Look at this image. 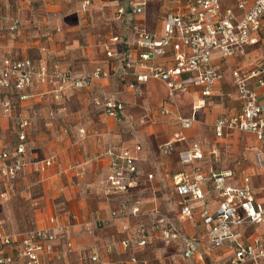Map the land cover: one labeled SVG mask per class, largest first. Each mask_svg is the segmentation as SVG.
<instances>
[{"label":"crops","instance_id":"0c3cea01","mask_svg":"<svg viewBox=\"0 0 264 264\" xmlns=\"http://www.w3.org/2000/svg\"><path fill=\"white\" fill-rule=\"evenodd\" d=\"M125 3L0 0V29H6L0 30V61L7 56L31 58L38 71L57 70L76 77L98 67L110 68L113 60L106 56L105 45L111 36L123 38L117 45L120 51L134 46L135 34L129 23L125 17H117V9ZM181 7L183 3L153 0L147 14L135 16L134 22L159 31L166 14ZM251 38L244 54L223 59L219 51L213 52V63L224 77L210 96H204L199 86L172 92L159 79L131 88L130 80L119 76L96 80L90 88L68 85L60 92L56 82H38L36 78L35 85L26 91V99L0 90L3 99H11L13 105L12 113L6 114L0 103V116L8 121L4 131L9 133L0 140V152L14 151L18 142L15 115L30 119L26 130L28 163L5 202L24 198L30 209V228L53 225L57 230L40 264H142L141 260L149 264H231L234 252L229 245L212 250L202 246L192 259L185 258L183 242L166 243L149 214L157 209L169 214L187 236L205 234L209 226L202 213L213 212L220 204L208 176L226 169L234 171L238 182L249 175L257 197L264 200V164L256 160L262 144L250 133L226 131L218 137L214 129L220 117L231 115L241 103L233 71L256 72L250 84L264 101L260 83L264 77V36L252 33ZM160 61L166 63L167 59ZM228 89L232 90L231 104L226 100ZM102 91L123 101L124 110L117 117L95 105L94 97ZM178 116L191 118V125L183 126ZM137 145L142 149L137 153L135 183L127 191L107 193L104 184L111 174L108 150L119 153L128 148L134 152ZM191 147L202 149L204 157L184 163L183 152ZM49 158L54 159L52 165L43 169ZM195 166L201 167L205 176L200 186L206 203L196 204L193 216L184 219L181 209L187 197L177 192V176L191 177ZM5 202H0V219L17 231L19 228L4 215ZM136 206L139 214L132 212ZM50 218H54L53 224ZM143 231L145 246H121L123 240H139ZM263 231L261 224L245 230L235 228L240 242H253ZM94 254L97 261L91 259Z\"/></svg>","mask_w":264,"mask_h":264},{"label":"built area","instance_id":"2783aa9c","mask_svg":"<svg viewBox=\"0 0 264 264\" xmlns=\"http://www.w3.org/2000/svg\"><path fill=\"white\" fill-rule=\"evenodd\" d=\"M171 4L183 3V8L170 11L165 16L162 29L150 30L147 26L134 22L140 14H147L153 0H125V6L117 9L118 18H126L135 34L134 46L120 51L117 47L124 40L113 35L105 45L106 56L112 59L110 68H95L92 72L73 76L68 72L55 70L52 73L38 71L31 58L7 56L0 61V90L14 92L26 99V91L38 82L50 80L57 83V90L63 91L68 85L77 89L92 87L94 81L102 78L119 76L130 80V87L150 79L163 81L172 92L186 90L189 86L202 88L204 96H210L214 86L223 79V73L213 63V52L219 51L223 59L236 54H244L245 47L252 42L251 34L264 36V0H168ZM166 58L167 62H161ZM170 62V63H168ZM256 72L233 71V80L241 103L229 116L220 117L214 124L215 133L223 137L226 131H242L253 134L262 147L258 150L256 160L264 164V101L250 81ZM264 90V77L260 80ZM0 103L6 114L12 113L11 99ZM96 106L108 115L117 117L124 110L123 101L100 92L94 97ZM161 112L166 113V110ZM183 126H190L191 118L178 116ZM15 123L20 130L14 151L0 152V202L11 196L13 183L18 174L27 165L26 141L30 119L22 114L15 115ZM140 145L124 149L119 153L108 150L111 157V174L104 186L107 193L127 191L135 183L138 173L137 153ZM202 149L191 147L182 155L184 163L202 159ZM53 158L45 160L42 168L52 165ZM201 167L195 166L192 176H177V192L186 196L181 209L184 219L193 216L196 204H205L206 193L200 186L204 180ZM212 190L220 199V204L213 212L204 210L202 217L209 226L201 236H187L177 226L172 217L160 210L149 215L152 224L166 243L181 240L184 244L183 256L192 259L202 246L209 250L230 246L234 252L231 264H264V231L262 237L253 242H240L236 227L247 229L251 225L264 226V200L257 197L252 178L244 175L236 181L231 169L212 171L208 176ZM264 193V186L261 188ZM134 214L140 208L134 207ZM117 215L116 212L113 213ZM54 223V218H50ZM57 230L53 225L45 228L10 230L3 219H0V264H40L41 255L51 249V242L56 238ZM147 237L144 234L139 240L126 239L121 246L129 249L132 246H145ZM72 246L71 243L68 244ZM99 259L97 254L91 258ZM139 262L138 259H134ZM142 264H149L141 260Z\"/></svg>","mask_w":264,"mask_h":264},{"label":"rangeland","instance_id":"374dc122","mask_svg":"<svg viewBox=\"0 0 264 264\" xmlns=\"http://www.w3.org/2000/svg\"><path fill=\"white\" fill-rule=\"evenodd\" d=\"M0 30H6L5 28H1ZM227 101L228 103H233L232 99V90L228 89L227 91ZM231 94V95H230ZM226 101V102H227ZM10 119V118H9ZM8 123L7 117L0 116V140L4 138H8L9 133L5 132L4 129L6 124ZM105 188V186H104ZM4 215L6 219L11 222L12 225H16L19 230L29 229L31 226V214L28 205L26 204L24 198H19L17 200H12L9 203H4ZM72 247V246H71ZM70 247V248H71Z\"/></svg>","mask_w":264,"mask_h":264}]
</instances>
